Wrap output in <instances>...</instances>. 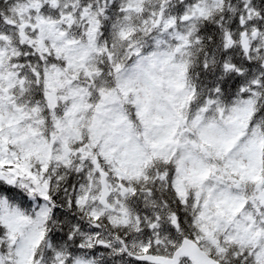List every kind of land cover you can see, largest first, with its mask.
Returning a JSON list of instances; mask_svg holds the SVG:
<instances>
[{
  "label": "snow or ice",
  "instance_id": "1",
  "mask_svg": "<svg viewBox=\"0 0 264 264\" xmlns=\"http://www.w3.org/2000/svg\"><path fill=\"white\" fill-rule=\"evenodd\" d=\"M0 264H264V0H0Z\"/></svg>",
  "mask_w": 264,
  "mask_h": 264
}]
</instances>
